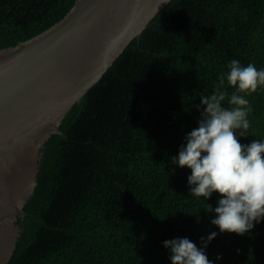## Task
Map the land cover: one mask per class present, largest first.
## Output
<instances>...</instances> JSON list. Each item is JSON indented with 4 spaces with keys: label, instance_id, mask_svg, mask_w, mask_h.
I'll return each mask as SVG.
<instances>
[{
    "label": "trees",
    "instance_id": "obj_1",
    "mask_svg": "<svg viewBox=\"0 0 264 264\" xmlns=\"http://www.w3.org/2000/svg\"><path fill=\"white\" fill-rule=\"evenodd\" d=\"M75 1L0 0V50L50 28ZM231 59L264 68V0H171L45 141L7 264H170L164 240L200 247L213 231L215 264H264V221L220 233L204 210L217 194L192 196L190 169L171 158ZM246 98L253 136L241 144L264 138V88Z\"/></svg>",
    "mask_w": 264,
    "mask_h": 264
},
{
    "label": "water",
    "instance_id": "obj_2",
    "mask_svg": "<svg viewBox=\"0 0 264 264\" xmlns=\"http://www.w3.org/2000/svg\"><path fill=\"white\" fill-rule=\"evenodd\" d=\"M171 0H76L50 28L0 50V264L20 233L41 149Z\"/></svg>",
    "mask_w": 264,
    "mask_h": 264
},
{
    "label": "clouds",
    "instance_id": "obj_3",
    "mask_svg": "<svg viewBox=\"0 0 264 264\" xmlns=\"http://www.w3.org/2000/svg\"><path fill=\"white\" fill-rule=\"evenodd\" d=\"M227 68L212 94L200 96L197 126L185 134L171 158L172 164L190 169L187 183L192 196L208 201L217 194L216 206L207 203L204 209L215 214L210 223L220 233L244 235L264 221V138L239 142L253 136L248 119L252 107L246 97L264 88V68L244 66L237 59H231ZM225 83L234 91L229 93ZM216 235L213 231L202 236L200 247L187 237L167 239L162 245L170 253V264H215L206 247Z\"/></svg>",
    "mask_w": 264,
    "mask_h": 264
}]
</instances>
